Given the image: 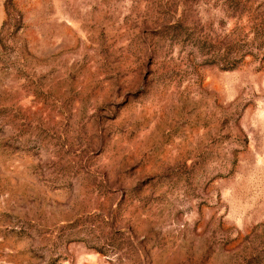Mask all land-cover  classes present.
Here are the masks:
<instances>
[{"label": "rangeland", "instance_id": "obj_1", "mask_svg": "<svg viewBox=\"0 0 264 264\" xmlns=\"http://www.w3.org/2000/svg\"><path fill=\"white\" fill-rule=\"evenodd\" d=\"M0 264H264V0H0Z\"/></svg>", "mask_w": 264, "mask_h": 264}]
</instances>
